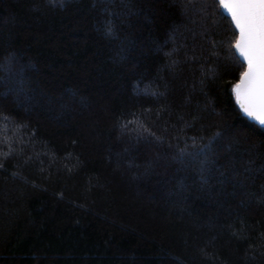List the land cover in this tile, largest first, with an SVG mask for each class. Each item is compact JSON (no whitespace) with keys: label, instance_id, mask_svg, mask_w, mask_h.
Here are the masks:
<instances>
[{"label":"trees","instance_id":"trees-1","mask_svg":"<svg viewBox=\"0 0 264 264\" xmlns=\"http://www.w3.org/2000/svg\"><path fill=\"white\" fill-rule=\"evenodd\" d=\"M216 0H0V264H264V126Z\"/></svg>","mask_w":264,"mask_h":264},{"label":"snow or ice","instance_id":"snow-or-ice-1","mask_svg":"<svg viewBox=\"0 0 264 264\" xmlns=\"http://www.w3.org/2000/svg\"><path fill=\"white\" fill-rule=\"evenodd\" d=\"M52 2V0H50ZM237 33L235 49L244 70L231 88L240 112L264 126V0H218Z\"/></svg>","mask_w":264,"mask_h":264},{"label":"water","instance_id":"water-1","mask_svg":"<svg viewBox=\"0 0 264 264\" xmlns=\"http://www.w3.org/2000/svg\"><path fill=\"white\" fill-rule=\"evenodd\" d=\"M217 1V3H218V0H216ZM218 5H219V3H218ZM219 9H220V11H221V14L225 17V18H227L228 20H229V22L231 23V18L227 15V13L223 10V9H221L220 7H219ZM232 25V24H231ZM232 27H233V29L235 30V28H234V26L232 25ZM235 33H236V31H235ZM236 35H237V33H236ZM234 50V53H235V49H233ZM235 56L237 57V54L235 53ZM237 59H238V57H237ZM241 64H242V62H240Z\"/></svg>","mask_w":264,"mask_h":264}]
</instances>
